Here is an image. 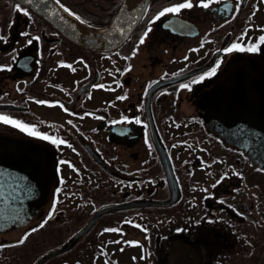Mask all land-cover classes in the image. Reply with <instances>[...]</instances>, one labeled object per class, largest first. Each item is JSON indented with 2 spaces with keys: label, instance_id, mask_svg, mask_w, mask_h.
<instances>
[{
  "label": "flooded vegetation",
  "instance_id": "af4514ba",
  "mask_svg": "<svg viewBox=\"0 0 264 264\" xmlns=\"http://www.w3.org/2000/svg\"><path fill=\"white\" fill-rule=\"evenodd\" d=\"M135 1L130 35L97 49L0 0V65L11 68L0 71V116L37 133L0 121V139L48 153L52 166L39 219L0 218V264H36L32 244L63 247L108 206L70 264H264V3L237 12V0H191L155 20L186 0ZM125 2L61 0L81 31L110 29Z\"/></svg>",
  "mask_w": 264,
  "mask_h": 264
},
{
  "label": "water",
  "instance_id": "95a60500",
  "mask_svg": "<svg viewBox=\"0 0 264 264\" xmlns=\"http://www.w3.org/2000/svg\"><path fill=\"white\" fill-rule=\"evenodd\" d=\"M60 28L77 42L91 48L111 49L118 46L130 34L140 19L142 10L135 0H126L117 22L107 31H81L71 26L68 20L44 0H21ZM9 166V167H7ZM51 156L28 145L0 139V218L27 217L44 202L51 185ZM27 189V195L25 194ZM109 207H104L107 209ZM95 215L88 226L75 235L63 248L44 255L37 264L67 250L73 241L83 234L97 219Z\"/></svg>",
  "mask_w": 264,
  "mask_h": 264
},
{
  "label": "snow or ice",
  "instance_id": "6c2138e0",
  "mask_svg": "<svg viewBox=\"0 0 264 264\" xmlns=\"http://www.w3.org/2000/svg\"><path fill=\"white\" fill-rule=\"evenodd\" d=\"M32 2H33V0H28V3H32ZM55 2L64 12L68 13L70 16H75V19L80 21L81 23H86L84 20H82L80 18L79 15H76L69 8H67L66 6L61 4V0H55ZM219 2H220V0H198V3H197L196 6L202 7L204 9H208V8H210L211 4L219 3ZM245 2H246V0H237V3H236V11L237 12L239 11L240 5H242ZM261 3H264V0H261ZM193 6L194 5L191 2V0H186V2L177 4V5L173 6V7L164 8L161 12L158 13V15L155 17V20H159L161 17L165 16L168 13L175 14V13H179L182 9H191ZM16 8H17L18 11L20 10V6L19 5H17ZM24 14L28 15L27 12H24ZM254 14H255V12L253 13V15ZM152 22H154V21H152ZM150 31H151V28L147 29L144 32L143 36L138 41V46L139 45H143L145 43V39L148 36ZM261 31H264V28H262ZM3 39H4V37L0 36V40H3ZM33 39L39 40V37H34ZM259 41H260L261 44H264V35L259 37ZM31 43H32V39H29L28 40V44H31ZM258 48H259V45H253L251 47H248L247 49H244L242 47L238 48L237 45H233L232 47L228 48L226 51L231 52V51H234V50H240V51L247 50L249 52H256L258 50ZM10 70H11V68L8 67V66L0 65V71H10ZM213 72H215V69H213ZM201 79H203V77H201ZM94 87H103V85H95ZM188 87H189V85H187V84H182L181 85V88H188ZM125 98L126 97H124V96L117 97V99H120V100H123ZM37 102L38 103H44V101H37ZM60 107H63V105H60ZM65 111H67V109H65ZM0 121H2L5 124H11V125H13L14 127H17V128H21L24 131H28L30 135H37V133H35L34 131H30L26 126H24L20 122L11 120V119H9L7 117L0 116ZM69 123H71V121H69ZM136 123L139 124L140 120L137 119ZM43 139L47 140V139H49V137L44 136ZM58 142L61 143V144L65 143L62 140L58 141ZM53 143H57V141L53 140ZM246 146H247V143H246ZM69 147H70V145H69ZM24 191H25V194L27 195V189H25ZM2 195H3V189H0V196H2ZM49 219H51V213L49 215ZM46 223H47V220H45L43 223H41L39 225V227L43 228ZM137 227H139V226L137 225ZM37 230L38 229H32V232H35ZM117 231H118V229H115V228H106V229H104V232H117ZM28 235H30V233H26L24 236H22L17 241V245L24 244V242L27 239ZM110 243H121V241H111ZM125 243H132V242H125ZM0 247H3V246H0ZM121 251H123V249H121ZM105 264H110V262L106 261Z\"/></svg>",
  "mask_w": 264,
  "mask_h": 264
},
{
  "label": "rangeland",
  "instance_id": "374dc122",
  "mask_svg": "<svg viewBox=\"0 0 264 264\" xmlns=\"http://www.w3.org/2000/svg\"><path fill=\"white\" fill-rule=\"evenodd\" d=\"M32 218H35V219L30 220V222L33 224L34 220H38L39 219L38 213L36 214L35 217L33 216ZM11 236L15 237V236H17V233L13 232L11 234ZM56 246H57V244L52 242V243H47L46 246H44L42 248H39V249H40V251H43L44 254L45 253L47 254V253H50V252L54 251ZM69 253L70 252H67V254L63 253V254L54 255V256L50 257L49 259H47L44 264H61L63 261H65L67 259V256L69 255Z\"/></svg>",
  "mask_w": 264,
  "mask_h": 264
},
{
  "label": "trees",
  "instance_id": "16d2710c",
  "mask_svg": "<svg viewBox=\"0 0 264 264\" xmlns=\"http://www.w3.org/2000/svg\"><path fill=\"white\" fill-rule=\"evenodd\" d=\"M30 251H31V258L34 259V260H36L37 258L41 257L44 254L43 251H40V249L38 248V246H35L33 244L31 246Z\"/></svg>",
  "mask_w": 264,
  "mask_h": 264
},
{
  "label": "bare ground",
  "instance_id": "6f19581e",
  "mask_svg": "<svg viewBox=\"0 0 264 264\" xmlns=\"http://www.w3.org/2000/svg\"><path fill=\"white\" fill-rule=\"evenodd\" d=\"M51 2V1H50ZM52 3V2H51ZM52 5H54L53 3H52ZM55 6V5H54ZM56 7V6H55ZM56 9H58V11L62 14V15H64L66 18H68V19H70L69 18V16L63 11V10H61V9H59V8H57L56 7ZM71 20V19H70ZM73 21V20H72ZM83 27V26H82Z\"/></svg>",
  "mask_w": 264,
  "mask_h": 264
}]
</instances>
